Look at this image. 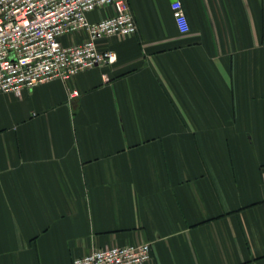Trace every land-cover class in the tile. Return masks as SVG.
<instances>
[{"label":"crops","instance_id":"0c3cea01","mask_svg":"<svg viewBox=\"0 0 264 264\" xmlns=\"http://www.w3.org/2000/svg\"><path fill=\"white\" fill-rule=\"evenodd\" d=\"M127 1L115 61L0 94V264H264V0Z\"/></svg>","mask_w":264,"mask_h":264},{"label":"built area","instance_id":"2783aa9c","mask_svg":"<svg viewBox=\"0 0 264 264\" xmlns=\"http://www.w3.org/2000/svg\"><path fill=\"white\" fill-rule=\"evenodd\" d=\"M104 8L112 14L89 20L90 12ZM170 9L177 29L186 33L189 22L181 2L173 1ZM136 31L127 0H0V94L19 95L38 84L112 63L115 53L99 49L98 42ZM77 33L84 35L82 41L63 43L64 37ZM150 259V243L140 242L98 248L71 264H146Z\"/></svg>","mask_w":264,"mask_h":264}]
</instances>
